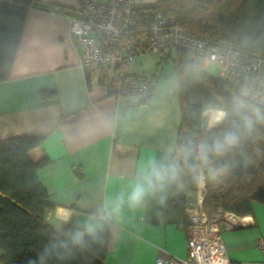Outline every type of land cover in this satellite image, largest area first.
Wrapping results in <instances>:
<instances>
[{
  "label": "crops",
  "instance_id": "0c3cea01",
  "mask_svg": "<svg viewBox=\"0 0 264 264\" xmlns=\"http://www.w3.org/2000/svg\"><path fill=\"white\" fill-rule=\"evenodd\" d=\"M51 4L74 15L55 12ZM77 15L76 0H35L28 10L9 77L0 81V140L41 138L27 155L33 162L48 160L37 176L53 204L43 220L54 230L71 240L90 219L97 225L95 233L105 223L112 224L102 264L183 258L187 219L182 210L167 207L176 182L147 197L140 208L125 206L119 215L101 218L104 205L130 189L148 160L173 159L180 124L177 72L171 61L159 71L144 67L137 61L147 50H139L130 73L151 80L150 93L115 96L110 89L112 70L81 64L68 20ZM213 212L208 208L209 216ZM238 216L240 225L221 231L230 263L264 264V252L257 245L264 238V204L252 202L251 212Z\"/></svg>",
  "mask_w": 264,
  "mask_h": 264
},
{
  "label": "trees",
  "instance_id": "16d2710c",
  "mask_svg": "<svg viewBox=\"0 0 264 264\" xmlns=\"http://www.w3.org/2000/svg\"><path fill=\"white\" fill-rule=\"evenodd\" d=\"M35 0H0V81L9 77L28 10ZM63 15L73 11L50 5ZM157 13L173 15L183 30L212 41H227L248 53L264 56V0H156L139 12L138 25L146 31ZM166 56L177 72L180 91V124L173 159L183 155L180 149L189 140L195 145L205 139L222 136L232 130L241 134V142L221 157H211L202 166L204 179L203 205L219 206L237 215L251 212L252 202L264 204V123L256 124L251 133L242 129L233 113V102L243 101L249 113L260 110L258 104L239 93L224 77L213 78L203 66L190 62L186 52L174 49ZM199 73L224 100L229 115L217 124L208 125L202 104L191 102L186 91V77ZM151 81V80H150ZM153 82L151 81V88ZM47 95L48 93H43ZM41 138L18 136L0 140V263L28 264L53 242L67 247L53 250L46 264H102L107 252L112 224L107 222L94 235H85L82 245H73L43 220L53 208L37 176L47 158L33 162L27 152L38 146ZM190 164H198L195 156ZM198 180L185 169L167 200V207L183 211L197 189Z\"/></svg>",
  "mask_w": 264,
  "mask_h": 264
},
{
  "label": "built area",
  "instance_id": "2783aa9c",
  "mask_svg": "<svg viewBox=\"0 0 264 264\" xmlns=\"http://www.w3.org/2000/svg\"><path fill=\"white\" fill-rule=\"evenodd\" d=\"M79 15L70 16L69 30L77 38L81 64L112 70L111 93L115 96L150 93L151 81L131 75L139 50L186 52L188 61L205 67L219 66L224 77L244 97L264 104V56L248 53L227 41H212L180 28L173 15L157 13L146 31L138 25L143 0H76ZM203 169H200L202 174ZM204 179L183 208L187 219L186 255L157 256L155 264H231L221 231L240 225L241 218L219 206L211 216L203 205ZM264 252V238L257 240Z\"/></svg>",
  "mask_w": 264,
  "mask_h": 264
},
{
  "label": "clouds",
  "instance_id": "9594fccd",
  "mask_svg": "<svg viewBox=\"0 0 264 264\" xmlns=\"http://www.w3.org/2000/svg\"><path fill=\"white\" fill-rule=\"evenodd\" d=\"M232 111L239 118L242 129L248 133L252 132L256 124L264 123V113H261L258 109L249 113L245 110V105L239 98L234 100ZM228 115V111L217 109L212 123H220ZM241 138V134L237 131L229 130L222 136L202 140L198 145L189 140L180 149L183 155V162H181L179 157L175 159L165 157L160 160L155 158L148 160L130 186V189L118 193L110 202L104 205L101 209V218L110 219L113 214L119 215L125 206L131 210L142 207L147 197L163 191L167 184L180 180L185 169H188L193 174L195 180H202L203 177L200 174L201 167L208 165L211 157H221L230 149L239 145ZM193 156L199 161L198 164L189 163V158ZM96 226V223L92 219L85 221L82 225L83 230L72 234V244L82 245L85 234L94 235ZM60 247L66 248L67 244L61 242L58 245L53 242L46 246L35 260H29L28 264H46L48 257L53 254V250Z\"/></svg>",
  "mask_w": 264,
  "mask_h": 264
},
{
  "label": "rangeland",
  "instance_id": "374dc122",
  "mask_svg": "<svg viewBox=\"0 0 264 264\" xmlns=\"http://www.w3.org/2000/svg\"><path fill=\"white\" fill-rule=\"evenodd\" d=\"M146 2L148 4L149 3L153 4L154 2H156V0H146ZM174 51H175L174 49L170 50V53H171L170 56L174 55ZM164 53L165 52L153 53V52L147 51L146 54L138 58L137 62L142 63L144 67L150 66L151 69L152 68L154 69V66H155V69L159 71V69L163 66L165 61H171L170 58H165L161 60V56H164ZM144 70L146 71V69ZM202 71L208 74L209 76L216 78L219 76L220 68L218 65L214 63H209L208 65L203 67ZM187 78H186V81H187L186 91L188 93V98L191 102L202 104V106H212L213 109H216V110L217 109L225 110L223 98L217 94V92L213 89L210 83L207 82L199 73H195L192 76V78L191 77L188 79ZM204 114L208 115L209 120H208L207 127L210 128L211 126H209V122L212 121L211 115L213 113L211 110L207 109L206 111H204ZM202 174H203V171H202Z\"/></svg>",
  "mask_w": 264,
  "mask_h": 264
},
{
  "label": "bare ground",
  "instance_id": "6f19581e",
  "mask_svg": "<svg viewBox=\"0 0 264 264\" xmlns=\"http://www.w3.org/2000/svg\"><path fill=\"white\" fill-rule=\"evenodd\" d=\"M209 110H211L212 111V115H211V117H212V120H213V117H214V114H215V111H216V109H209ZM212 122V121H211Z\"/></svg>",
  "mask_w": 264,
  "mask_h": 264
}]
</instances>
